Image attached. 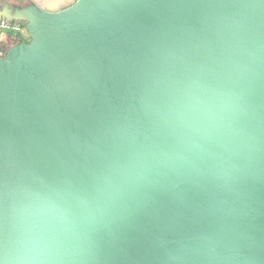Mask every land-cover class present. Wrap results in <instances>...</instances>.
<instances>
[{"label":"clouds","instance_id":"obj_1","mask_svg":"<svg viewBox=\"0 0 264 264\" xmlns=\"http://www.w3.org/2000/svg\"><path fill=\"white\" fill-rule=\"evenodd\" d=\"M261 192L264 0H92L0 70V264H264Z\"/></svg>","mask_w":264,"mask_h":264},{"label":"water","instance_id":"obj_2","mask_svg":"<svg viewBox=\"0 0 264 264\" xmlns=\"http://www.w3.org/2000/svg\"><path fill=\"white\" fill-rule=\"evenodd\" d=\"M90 2L92 0H82V3L75 7L69 6L51 13L35 4H12L7 0H0V19L21 22L24 26V32L11 37V44L4 47L5 55L0 58V70L8 72L16 67H27V61L40 46L42 37L49 36L54 27L83 10ZM80 43L86 51L104 56L111 49L118 47L121 41L105 34H86L81 37ZM109 87L114 90L112 83H109ZM103 102V97L98 95L94 107L102 105ZM258 195H264V192Z\"/></svg>","mask_w":264,"mask_h":264},{"label":"crops","instance_id":"obj_3","mask_svg":"<svg viewBox=\"0 0 264 264\" xmlns=\"http://www.w3.org/2000/svg\"><path fill=\"white\" fill-rule=\"evenodd\" d=\"M7 2L12 4L23 3L24 5L31 3L39 6L42 10L51 13L59 12L73 4V0H7ZM11 36L12 35L8 32L0 30V49L2 51H5V46H9L11 44V40L9 38Z\"/></svg>","mask_w":264,"mask_h":264},{"label":"built area","instance_id":"obj_4","mask_svg":"<svg viewBox=\"0 0 264 264\" xmlns=\"http://www.w3.org/2000/svg\"><path fill=\"white\" fill-rule=\"evenodd\" d=\"M0 30L8 32L12 36L22 34L24 32V26L21 22L7 20L5 18L0 19ZM5 51L0 49V58H3Z\"/></svg>","mask_w":264,"mask_h":264},{"label":"trees","instance_id":"obj_5","mask_svg":"<svg viewBox=\"0 0 264 264\" xmlns=\"http://www.w3.org/2000/svg\"><path fill=\"white\" fill-rule=\"evenodd\" d=\"M12 37V36H11ZM11 37H9L11 39Z\"/></svg>","mask_w":264,"mask_h":264}]
</instances>
